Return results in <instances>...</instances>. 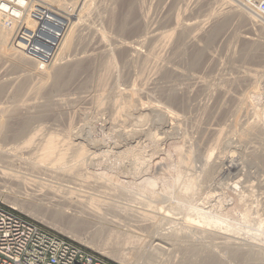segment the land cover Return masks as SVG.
<instances>
[{
    "label": "rangeland",
    "instance_id": "obj_1",
    "mask_svg": "<svg viewBox=\"0 0 264 264\" xmlns=\"http://www.w3.org/2000/svg\"><path fill=\"white\" fill-rule=\"evenodd\" d=\"M17 1L18 2L20 1V2L18 3ZM220 1L219 0H215V1L214 0H164V1L163 0H38V1L37 0L36 1L35 0H12V1L11 0H0V3H1L0 4V17H1L0 21H1L2 18H3V20L6 18L4 23H3L4 24L3 28L0 30V45L3 46V47H8L9 44H12L13 47L16 46L15 48L17 50L16 49L15 50L17 51V53H19V50L22 49V48L25 49V50L28 49L27 51L29 52V55L34 56V58H36V56H37L39 58V60H44V61H45V58H46V60L49 58V60H47V61H48L49 65L51 64L50 66H48V65L45 66L44 65L46 67L45 68L42 65H40L41 63L36 61V62H38L37 64L36 63L33 64V63H25V62H23V63H20V66H19L18 63L16 64V61H17V58H18L19 55H14L13 53H11V51L10 52L8 51L9 53L5 52V51L3 53L1 52L2 55L0 54L1 55L0 56V63H1L0 64V77H1L0 79L2 81L0 80L1 81L0 84H2V82L7 83V81H10L9 80L10 78H11V81H13L12 79H14V81H17L18 79H15V78H19V76L20 77L24 76L28 72L32 71L31 68L33 70H35V71L37 70L35 72L37 74H35V75H33L34 73L32 74L33 81L31 82V84L29 83L28 84L29 86L27 85L26 89L24 91H22L21 93H18V92H17V94H16V92L13 93L12 91H10L11 89L10 90L8 89V91L4 90V92L2 94H0V106L1 105L4 106V104H5V106H7V105L9 106V105L13 104L12 106H14L15 103H17V102L20 103V102H24V101L25 102H29V101H33V102L36 101L37 102V99H38V102H40V101L41 102H44V101L46 102L47 100L51 101L53 98H54L53 99L54 100V104L56 105L55 106L53 104V107H54V108L52 107V111L53 112L51 111L49 114H46V115L38 117V118L33 117V112H34L35 109L32 108V107H29V106H26V107L24 106V107H21V108H14L13 110L9 111V112H12V113L8 114V115H10L8 118L5 115L6 112L0 110V125H2V123L5 125V131L3 133L0 132V139L3 137L1 135L4 134L5 135V138H4L5 141L2 138V140L4 141V144L7 147H10L11 145H15L18 142V140L21 141V140H23L25 138L24 135L16 136V131L21 129V127H23L24 125H27V128H32V129H30L31 131H33V130L38 128L39 130H41L40 132L44 131L43 133L46 132V134L47 133L49 134L48 131H50L51 133L54 132L55 135L59 134V136H62L64 133L66 134V132L69 131L68 133L71 132V135L73 136L75 134V132L76 133L77 132L81 133L80 129L82 128V126L84 124H86V128H85L86 131H82V134H83L82 135V137H83V141L82 142L87 147H89L88 146V142H90L89 144H92V143H96L98 141L97 143H102L103 148L101 149L102 151L99 150L100 152L99 151L97 152V155H95L93 159H89V161H86L87 162L86 164H89V163L90 164H89V166L85 165L86 168L84 169V171L88 170L87 172H90V173H93V174L95 173V174L101 176L104 179L105 183L102 181V184H104V185H102L101 187H99L100 183L91 182L92 185H94L96 189L98 188L97 189L98 191L97 190H95V192L93 191L94 194L97 195V198L100 196L99 200L101 199V201L114 203L113 206H116V205H118V206H116V207L112 206L114 210L111 209L112 207H103V208H101L102 211L99 209V207L96 208L97 210L96 209L95 210H93V209L91 210L90 205L87 208L86 206L88 204L85 203L84 201L83 202L86 205L84 203L82 204V202H80V203H76V202L71 203L73 201L69 200L70 198L68 199L70 202H68V200L66 202V199L64 201L60 202V201H57L56 199H53L52 197H50L52 195L51 194H47V192H45V191H44L45 193L43 194V196L40 195V196L36 197L35 195H33V193H35L36 191L40 192V189L38 187H36L35 185H31L32 183L31 184L30 183L27 184L24 181H19L17 176L14 175V174H7V176L3 175V177H1L2 176L1 173H0V203L5 204V205H9V206H12V207L16 208L17 210H19L20 212H22L26 216L38 221L39 223H41L42 225L46 226L47 228H49V229H51V230H53V231H55V232H57V233H59L61 235H64V236H66V237H68V238H70V239H72V240H74V241H76V242H78L80 244H83V245H85V246H87V247H89V248H91L93 250H96V251L104 254L105 256H107V257L119 262L120 264H188V262L184 261V260H186L189 256L191 257V255L187 254V252L185 251V250H187L189 244L190 245H194V246H197V244L198 245L200 244L199 245L200 247L199 246L198 247L202 248V249H203V247L205 248L206 246L208 248H211L210 250H212V251L214 250L213 252L216 253L217 258H221V256H222V260H223V262H225V264H227V263H230V264H250L249 261H251L252 259H250V260L245 259V256H247V255L249 256V257L247 256L248 258H250V256L252 257L253 255H254L253 258L254 259L256 258L255 260L253 259L251 261L252 262L251 264H254V263L255 264H264V186H263L264 185V172H263L264 171V146H263L264 145V56H263L264 55V47H263L264 46V44H263L264 43V40H263L264 39V30H262L263 31L262 32L261 31L262 28L259 26V24L257 25L256 22H253V23H251L250 21L246 22V19L244 17L245 16L244 15L245 12L241 11L243 13V14H241V12L238 9L236 11H234L236 9L235 6H234L235 9L232 7L233 9H231V10H233V11H231L229 8H231L230 6H232V5L229 2H228L229 3L228 4L225 1H222V0H220ZM48 3H49V5H48ZM194 4L195 5L197 4V5L195 6ZM9 5L11 6L12 9H9L10 8ZM19 5H21V6H19ZM221 6H223L224 8L221 7ZM39 7H41V8H39ZM258 7L261 8V6H255L253 8H254V10L256 9V12L258 11L257 13L264 14V11H262V10L260 11V8H258ZM15 8H16V10H14ZM45 8H47V9H45ZM39 9H41V10H39ZM9 10L11 11L10 13H9ZM43 10L45 12H43ZM184 10H185V12H184ZM228 10H230L231 12L228 11ZM48 11L50 12V14H49ZM82 11H83V13H82ZM238 11L240 12L239 15H238ZM2 12L4 13L3 15H1ZM176 12L178 13V15L181 12L180 13L181 15L179 16V17H182L181 19L179 18L181 20V21L179 20L180 21V23H179L180 26L178 24H176L175 19H173L177 15ZM13 13H15V14H13ZM29 13H31V14H29ZM217 13L218 14L221 13L222 15L221 14L218 15ZM227 13L229 14V16H228ZM234 13H235L236 16L234 15ZM43 14L45 15V18L43 16ZM169 14L171 15V20H170V16H166V15H169ZM215 14H217L218 17H217V15L212 17V15H215ZM224 14H226V16ZM240 14L244 15V16H242V18H241ZM30 16H31V18H30ZM187 16H189V17H187ZM208 16H209V19H207ZM165 17L168 20L165 19ZM32 18H34V19H32ZM145 18H146V20H144ZM183 18H184V20H183ZM192 18L195 19V20H193ZM226 18H228L227 19L228 23L225 21ZM57 19H59V20H57ZM61 19H62V21H61ZM68 19H69V21H68ZM70 19H71L72 22H70ZM201 19H203V20H201ZM242 19H244V20H242ZM35 20H37V21H35ZM56 20L58 22H56ZM73 20H74V22H73ZM207 20L209 21V23H208ZM240 20H242V21H240ZM30 21H31L32 24L30 23ZM59 21H61V22H59ZM202 21H204V22H202ZM218 21H220L221 23L223 22L221 24V26L224 27V28H222L219 25L220 22H218ZM67 22L70 23V24H68ZM181 22H182V24H181ZM200 22H202V24ZM242 22H244V23H242ZM40 23H41V25H40ZM64 23H65V25H64ZM187 23H192L191 26L189 25L190 28L187 27L188 25H186V26L184 25V24H187ZM193 23L196 26L194 25V27H193ZM206 24H207V26H206ZM215 24H217V25H215ZM243 24H245V25H243ZM253 24L256 27H254ZM33 25H35V26L33 27ZM153 26H155V27L157 26L158 30L160 32H162L164 35H167L166 32H164V31H167V33L169 31L174 32L173 33V35H175L174 38H172V40L169 41V42L167 40L166 43L162 42V39L161 40L157 39L158 41L156 40V41H152V42H150L148 39H147L148 41L144 40L146 38V34H149V32L153 28H155ZM217 26L219 27V29H218ZM169 27L171 28V30H170ZM184 27L186 29H188V30L184 29ZM43 28H46V29H43ZM67 28H69V29H67ZM214 28H215V30H214ZM49 29H51V30H49ZM177 29H180V30H177ZM199 29H200L201 32H199ZM244 29H245V31H244ZM42 30H43V32H42ZM212 30H214V31H212ZM9 31H10V33H9ZM224 31L228 32V33H225ZM50 32H52V33H50ZM188 32H190V33H188ZM196 32L198 33L199 36H197ZM212 32H213L214 35L212 34ZM214 32H217L216 34L218 36ZM250 32H251V34H250ZM44 33H46V34H44ZM54 33L57 36V38L54 37L55 36ZM221 33H222V35H221ZM95 34H96V36H95ZM219 34H220V36H219ZM48 35H49V37H48ZM209 35H210V37H209ZM236 35L239 36V37H237ZM248 35L253 38L252 41H254V43H256L257 45L253 44L254 46L252 48H249V49L246 50V47H245L244 43L246 42V40H247L246 37ZM30 36L33 37V38L31 39ZM207 36H208V38H207ZM211 36L212 37L215 36V37H213L215 39L213 40V38ZM52 37L55 38V39H53ZM1 38L3 40H5V41H2ZM28 38H29V40H28ZM41 38H42V40H41ZM175 38H176V40H175ZM210 38L213 41H211ZM207 39H209V42H208ZM138 40L144 41L143 44H149V43L150 44H155V43H157L159 41H160V43L168 44L167 45L168 49L166 48V50L164 52H162V51L165 48L163 50H161V52L164 53V54H162L160 52L161 54H159V61L155 60V62H151L152 64L149 62L153 69L150 67V68H148L149 70H146L147 65L149 63L147 62L144 65L145 67H143L142 65H138V63L140 64V61L136 60L135 63H134L135 66L133 65V68H131V70H130L128 68V66L127 67L124 66L123 62H121L122 60L118 56V53H117L118 52L117 49L120 46L119 44H128V43L129 44H131V43L132 44H136V41H138ZM173 40H175V41L173 42ZM215 40H217V41H215ZM101 41H103V42H101ZM6 42H7L8 45H6ZM98 42L101 43V44L104 43L103 45H105V46L107 44V46L105 47V46L102 45L103 49L98 48L100 46V44ZM153 42H155V43H153ZM199 42L201 43V45L199 44ZM36 44H37L38 47L36 46ZM211 44H212V46H211ZM18 45H19V47H18ZM171 45L172 46L174 45V46L172 47ZM40 46L42 47V50H40L41 49ZM43 46L46 47V49L44 48L45 50H43ZM146 46H144L143 48L146 50V52H148L150 46H148V48H147L148 50L146 49ZM36 47H37V49L38 48H40V49H38V50L36 49L37 50L36 51L35 50ZM55 47H56V49H55ZM242 47H244V48H242ZM110 48L112 50V53L114 52V55H115L114 60L116 58L114 63H117V64H114V68H115L114 72L112 74L108 75V78L110 77L112 80L111 79L107 80V83H105V87L106 86L109 87L110 85H112V87H116L119 84V82H120L119 86L123 87L128 82L132 81L135 77H136V81L140 82V81L137 80V75L140 74L141 70L145 69L144 70L145 75H143L144 76V78H143L144 79V83L148 79H150L152 82L151 81L149 82V80H148V82L146 81L148 83L147 85L150 87L149 88V87H145L146 84L143 83V80L141 81L144 84V87H143V85H141V86L148 93H150V94L145 93L144 95H142V100L147 101V100H151V98H153L152 100H157L158 99L159 101H161L163 103H166L170 107L176 108L175 110L178 109L177 111H179L178 112L179 114L181 113L180 114L181 115V118H180V123L181 124H179L180 127L177 129L178 131L177 130L176 131H171V132H169L167 134H162L161 133L162 132V129L160 130L161 122L159 120L158 121L160 123L157 121V117L151 116L149 118L150 120L148 119L144 123V125H145L144 127L147 129V130L145 129L146 133H147L146 135L148 137L146 135H144L142 137V139H141V142L138 145V148L136 147L137 149H135L133 152L131 151V152H129V154L127 153V154H124V155L123 154L120 155L119 153H116L117 151L114 148V146L117 145V143H119L120 145H124L126 143V139H125L124 136L119 137L121 134H119L118 130L115 129V131H113L114 128H112L110 130V127L107 125V121H106V120H109V111H107V110L104 111L103 110V112L105 114H103L102 111H101L102 113L101 112L98 113L95 110V106H94V104L92 103L91 100L88 101L87 99H82L80 101V99H81L80 97H82L84 95L85 96L89 95L91 93V91L93 89H95V86H93V88H92V86H88L89 89H87L88 87L82 86L81 83L83 82V80L86 77H88L89 75L92 74L93 70H94L93 71V76L97 77V76L100 75V72H97V71H101L100 69H103L102 63H100V61L102 62V60L104 61V59H107V58L104 57V55L106 54V57H108V53L107 52L111 51ZM201 48H202V50H204V52H203L202 58L200 59L201 60L200 64L196 65L197 67L191 66L192 68L195 67V69H191L189 63H187L188 62L187 54H189L188 57L191 58V56H192L191 53H194V51H196L197 49H201ZM180 49H182V50H180ZM191 49L192 50L195 49V50L192 51ZM98 50H100L102 53L100 51H98ZM145 50H143V51H145ZM183 50L187 54H185ZM256 50H257V52H256ZM260 50H262V51H260ZM31 51H33V52L35 51L34 52L35 55L32 54ZM38 51L39 52L41 51L42 53L41 52L39 53ZM91 51H92V54H91ZM95 51H97V52H95ZM181 51H183V53ZM248 51H250V52H248ZM30 52H31V54H30ZM94 52L96 53V56L94 55L95 54ZM180 52H181V55H179ZM177 53H179L178 54L179 56H177ZM9 54H11V55H9ZM182 54H183V56H182ZM246 54L247 55L250 54V55L247 56ZM46 55L48 56V58H47ZM10 56L11 57L13 56V58L10 59ZM54 56H56L58 58L56 59V57H54ZM77 56H80L81 58L83 57L82 59H86V60H89V61H92L96 57L97 59L95 58L93 61H97L98 60L97 61L98 64H97V62H95L96 63L95 65L93 63L94 66L92 68V71L90 69L88 71L82 72V74L80 73V75L77 74L78 76L77 75L74 76V77H77L78 79L73 77L71 79L72 81H70L68 83V86L64 85V87H63V85H59V86H61V88L59 86H57V87L55 86V88H54L55 90L53 89V87H47L48 86V82H49V77H50L49 73H51V71L57 67L56 65H59V64L61 65L62 62H63L62 65H64V64L67 65V62H69V61H75V59H78V58L81 59L80 57L77 58ZM99 56L101 58H99ZM216 56H217V58H216ZM245 56H247V58ZM84 57H86V58H84ZM161 57L163 59H161ZM66 59H67V61H66ZM183 59H186V61L183 60ZM208 59H211V60H208ZM61 60H62V62H61ZM162 60L163 61L165 60L164 63H166L167 61H168L167 63H169V61H170V65L174 64V66H178L177 68H181L180 70L186 71V73L191 75V76L194 73L193 78L195 79L194 80L195 82L193 81V79L190 80L194 84L192 83L191 87L188 89V97L185 96L184 100L181 98L183 100V105H181L179 103H178L179 104L178 105L177 102H174V101H172V102L168 101L166 99V97L164 96V94H161V92L163 93V91L160 90L161 89V85L163 86L162 90L163 89H167L170 86V82L167 79H164V78L161 79L160 78V76H161L160 75L161 74L160 73V70H161L160 67L162 66V63H163ZM50 61H53V63H50ZM54 61H56V62H54ZM89 61H87V62H89ZM172 61H174V62H172ZM156 62H158V63H156ZM177 62H178V64H177ZM32 64L36 65L37 68L39 67V69H37V68L35 69V66H32ZM52 64H54V65L52 66ZM153 64H156V65H159V66L161 65V66L160 67L157 66V68H155L156 66L153 65ZM179 64H180V66H179ZM17 65H18V67H17ZM29 65H31V66H29ZM140 66H142V67H140ZM153 66H155V67H153ZM182 66H183V69H182ZM42 67L45 68L44 71H43ZM49 67H52V68H49ZM158 67L160 69H158ZM156 69H157V71H156ZM189 69L191 70L190 72L188 71ZM137 70H138V72H137ZM153 70H155V71H153ZM249 70H250V72H249ZM5 71H7L8 73L5 72ZM42 71L44 73L46 72L47 75H46V73L43 75ZM102 71L104 72V69ZM102 71H101V73H103ZM129 71H131V72L128 73ZM148 71H149V73H150V71H152L151 72L152 75H148L149 74ZM20 72L24 73V74H21ZM38 72H41V74L40 73L39 74L42 75L43 77L42 76L39 77ZM115 72L118 74V79L119 80L116 78L117 74ZM135 72H137V73L135 74ZM153 72H156V75H158V72H159L160 76L159 75L156 76L155 74H153ZM10 73L11 74L14 73L15 76L13 74L11 75ZM98 73H99V75H98ZM5 74H6L7 78L5 77ZM9 74H10V76H9ZM95 74H97V75H95ZM248 74L250 76L251 75L252 76L250 77ZM111 75H113V76H111ZM196 75L199 78L195 77ZM246 75H247V79H246ZM253 75H254V77H253ZM8 76H9V78H8ZM33 76H35V77H33ZM151 76H153V77H151ZM2 77H3V79H2ZM113 77L117 79V82H116V79H114ZM146 77H149V78H146ZM130 78H132V79L130 80ZM153 78H155V79H153ZM196 78H198V80ZM200 78H201V80H200ZM156 79H157V81L153 82ZM159 79H161V80H159ZM128 80H130V81H128ZM199 80L201 82H204V83H201ZM108 81L109 82H113L114 81L113 84H116V86L113 85L112 83L108 84ZM176 81L180 83L183 80L182 81L181 80L180 81L176 80ZM207 81H209L210 83L207 82ZM33 82L35 84L37 83L36 84L37 86ZM157 82H158L159 86L155 85V83H157ZM139 84H141V83H139ZM164 84L165 85L168 84L169 86L168 85L164 86ZM181 86H183L184 88L186 87V85L184 86V84H181ZM108 87H106L107 89L105 88L107 92H109L108 91L109 88H110V91L112 89H114L112 87H109V88ZM155 87H158L157 88L158 91L156 89H153ZM48 88H50V89H48ZM81 89H82V91H80ZM90 89H91V91H89ZM151 89H152V91H151ZM85 91H87V94H85ZM152 92H155V93H152ZM220 92H222V93H220ZM47 93H49V95H52V96H49ZM227 93H228V95H227ZM79 94H81V95H79ZM220 94H222V95H220ZM223 94H225V95H223ZM65 95H66V97H65ZM74 95H76V96H74ZM77 95H79V96H77ZM49 97H51L52 99L49 98ZM67 97H68V99H66ZM69 97H71V98L75 97L77 99L75 101L71 102L69 100ZM33 98H35V99H33ZM59 98H60V102H57V100L59 101ZM20 99L22 101H20ZM55 99H57V100H55ZM216 101H217V103H216ZM11 102H12V104H11ZM61 102H62V104H61ZM86 102H87V104H86ZM221 102H222V104H221ZM63 103H64V105H63ZM73 104H75V106ZM60 105H62V106H60ZM86 105H88L87 106L88 108L86 107ZM220 105L222 106V108H221ZM182 106H184V107L182 108ZM55 107H57V108H55ZM63 107L65 108V110H64ZM78 107L81 110H79ZM218 107L220 108L219 109L220 111L218 110ZM61 108H63V109H61ZM87 109H88V111H87ZM61 110H62L63 113L61 112V114H60ZM85 110H86V112H85ZM212 111L213 112L216 111V113L213 114ZM96 112H97V114H96ZM256 112H257V114H256ZM51 113H53V114H51ZM57 114H58V116H57ZM82 114H83V116H82ZM215 114H216V116H215ZM182 116H184V117H182ZM55 118H56V121H55ZM154 118H156V119H154ZM205 124H206V126H205ZM249 124L252 125V126L254 125L255 130ZM41 126H42V128H40ZM213 126H215V127L217 126L218 129L220 127V130L223 131V132H221V136L223 137V138L221 137L223 139L222 140L223 143L220 144V146L219 145H216V146L214 145L213 140L216 137V136H214V135H216V133L214 132L212 134V129L214 128ZM249 126L252 128V130H251V128ZM100 127H101V129H100ZM208 127L212 128V129H210ZM47 128H48V130H47ZM67 129H68V131H67ZM209 129H210V131L208 132ZM79 130H80V132H79ZM72 132H74V133H72ZM155 132L156 133H160L161 136H163V140L164 141L161 140L162 142L160 141L158 143L153 141L151 136L153 134H156ZM178 132H179V134H178ZM205 132H207L208 134L205 133ZM12 135L16 136L15 139L12 137ZM165 135H166V137H165ZM242 135H244V136H242ZM184 137H185V139H184ZM186 138H187V140H186ZM212 138H213V140H212ZM241 138H243V139H241ZM84 139H86V140H84ZM210 140H211V142H209ZM152 141H153V143H152ZM191 141L194 144H192ZM197 141H199L200 143L197 142ZM0 143H1L0 146H2V145L4 146L2 141ZM113 144H114V146H113ZM104 145H105V147H104ZM156 145H158V146H156ZM211 145H213V146H211ZM223 145H225V146H223ZM155 146L157 147L156 149H155ZM214 146H215V148H214ZM218 146H219V148H217ZM211 148H213V150H214L213 151L214 155H213L212 161H214V160L218 161V159L220 158V155L223 156L225 154L232 153V151L235 148H237L236 149L237 151L236 150H234V151L236 152L237 161L239 160L238 162L241 163L239 169H236V170L231 171V172H226L225 174H219L218 173V169L217 170L214 169L212 171V174L214 173L213 176L211 174L210 175L211 177L208 176V175H207L208 176L207 177L206 174H205V171L203 170L204 169V166H203L204 164H203V160H201L202 158H200V154L205 152L206 150H210ZM188 149H189V151L192 149V153L193 152L196 153V154H194L196 156H194L193 166L191 167L192 170L190 168L187 170V168H186V171H185V167H181V165H178L181 162V160H180V162L178 160L181 157L186 156V154L188 152L187 151ZM103 150H105V152ZM177 150H178V152H177ZM185 150H186V152H185ZM106 151L108 153H106ZM226 151H227V153H225ZM234 151H233V153H234ZM153 152H155V153H153ZM179 152H181L180 155H179L181 157H179V159H178L177 155L179 154ZM182 152H183V154H182ZM138 153H140V156H142L143 158L138 156L139 155ZM257 153H259V154H257ZM71 155L73 156V154H71ZM135 155H137L136 156L137 158L135 157ZM198 155H199V157H198ZM216 156L217 157L219 156V158L217 160H216V158H217ZM70 157H69L68 160H71ZM122 158H123V160H122ZM139 159H140V161H139ZM91 161H93V162H91ZM71 162H72V160L69 161V163H71ZM259 162H261V163H259ZM146 163H148V164H146ZM172 163H173V165H172ZM91 164H92V166H91ZM176 164L178 165V168H177ZM182 168L184 169L183 171H181ZM179 171L183 172L182 176H183L184 180L189 176L190 173H188V172H191V175L189 177L192 176V177H194V179L196 177L199 180V182H200L199 183L197 180H195L197 182L196 184H199V185L196 186L197 190L195 189V192H193L194 194L192 195V192L190 194L191 197L193 196L192 200H190L191 198H189L190 197L189 194H187V196H186V198L189 199L188 201H183V199L182 200L179 199V197L181 195H184L181 192L182 191V187H183L182 186L183 185L182 184L183 181L181 183H179L180 181L179 180L177 181V179H176V176L179 174L178 173ZM184 173L187 174V176L183 175ZM201 174H202V176H201ZM236 174H238V175L236 176ZM10 175H12V176H10ZM173 177H174V179H173ZM159 178H160V180H159ZM103 179H101V180H103ZM106 179L109 180V181H107ZM175 179H176L177 185L179 183L180 186L178 185V187H180L181 190H178L177 189L178 187H175V186H177L176 183H174L173 184L174 186H172V183L174 182L173 180H175ZM238 179H240V182L236 183V181ZM68 180L69 179H67L66 181L68 182ZM152 180L155 181L156 186H153L155 184H153ZM60 181L61 182L63 181L64 183L63 182L62 183L64 185L65 184L71 185V186H74V184L76 185V183H74L72 180H69V182L72 181V183H74V184L69 183V182L67 183L65 181V179L64 180L60 179ZM60 181H58V182L60 183ZM58 182H57V185H59ZM108 182H110V184H108ZM78 183L79 182H77L76 186L80 188L81 186H79ZM91 183H90V185H91ZM112 183L113 184L115 183V184L113 185ZM150 183H151L152 186L150 185ZM55 184H56V182H55ZM201 184H203L204 186L201 185ZM92 185L90 187H92ZM96 186H98V187H96ZM149 186H150V188L152 190L149 188ZM233 186H237V187L235 188ZM82 189L83 190H88L86 187H82ZM103 189L104 190L106 189V190L104 191ZM228 189H230V190H228ZM233 189H235V190H233ZM102 191L104 192V195L102 194L103 193ZM149 191H150V193H149ZM178 191L180 192V194H178L179 193ZM122 192H124V193H122ZM126 192H127V194H126ZM81 193H83V192H81ZM171 193H173L174 195L171 194ZM122 194L123 195L125 194V195L123 196ZM150 194L151 195L155 194L156 196L155 195L151 196ZM169 194H170L171 197L167 196ZM188 195H189V197H188ZM198 195H199V197H198ZM237 195H238V198H237ZM144 196H146V197H144ZM176 196H177V198H176ZM210 196H212V197H210ZM171 198L176 200L177 203L174 200L172 201ZM181 198H183V197L181 196ZM105 199H107V201ZM144 199H145V201H143ZM177 199H178V201L183 202V203L181 204L180 202L177 201ZM239 199H240V201H239ZM170 200L172 202V205H174L176 203L174 206H176L179 203L178 204V208L171 206V203H170L169 208L172 209V210H170L167 207L169 205V203H165L164 204V202H170ZM158 201L161 202V203H159ZM22 202L25 203V204H23V207H22ZM156 202L159 205H157ZM184 202H186L187 204L191 203L192 206L194 205V206H198V207H202V208L204 207V209H207L209 211L212 210L213 214H219L220 212L224 213L225 210L228 207L230 208V206H231V208L233 210V208H234L233 205L234 204H235L234 205L235 207H237V205L239 207V205H240L243 209L241 207H240V209L237 207V209L236 208L234 209L235 212L233 210L232 211L233 213H232L231 210H230L229 212H227V214L229 216L226 215L227 218L230 217V218H228L229 220L231 219V221H232V219H233V221H235V223L239 225V229H236V230H238V232L236 230L234 231L237 235L233 231L230 230L231 233L233 232L231 234L230 232H228L229 230H226L224 228V230L226 231L225 232L223 230V227L222 228L220 227L221 229L219 228L218 230H221V231H223L225 233L228 232L227 235H226L227 236L226 238L225 237L217 238V237H212L211 236V237H209L210 238L209 239L208 236L206 235V237H205L204 234L200 235V234L195 233L197 235H195V234L193 235L192 234L193 235L192 236L190 233H188V234L187 233H182L184 237H181V240L183 242L179 241L181 243L176 248V250H178V251H176V250L175 251L172 250L171 252L170 251L169 252L168 251L167 252L159 251L160 253L159 252L157 253V245H158V243L159 244H165V242L167 241L170 244H173V243H171V241L174 242V238L171 237V232L176 227H179L182 221H184L186 218H193V217L195 218V217H197L196 216L197 215L196 212H192V211L186 209L187 208V204L184 205L185 204ZM188 202H190V203H188ZM148 203H149V205L152 206V208H151V206L148 205ZM152 203H153V205L156 204L158 206V208H157V206L155 205L157 210L161 209L162 207H163L162 210L163 209L164 210L168 209L167 211H168V213H170V215H169L170 217H168V219H170V220L166 219L167 221L165 220L164 222H162L158 226L159 229L155 228L157 230L147 231L145 228L140 227L141 224H146L147 221H148V219L142 218L143 217L142 213L145 212V211L146 212H150L151 209L153 210V208H155V207L152 205ZM226 203H228V205ZM77 204L78 205L81 204V205L78 206ZM133 205L134 206L136 205V206L134 207ZM182 205H183V208H182ZM246 205H247V207L251 206L252 209L245 207ZM184 206H186V208ZM221 206H223V208ZM32 208H35V209H32ZM116 208H121V209H117V210H119L118 212L120 214L123 213V215L121 214V216H120V214L117 211H115ZM173 208H175L174 209L175 211L173 210ZM176 208H177V210H176ZM246 208H247V211L250 210V209H251L250 212L252 210L253 211L251 213L248 211L249 215H250L249 216L250 223L246 222V224H245L244 218L242 216L245 214ZM106 209H108V210H106ZM122 209H124L123 212H122ZM129 210L131 212H129ZM242 210L244 211V214H243ZM107 211H109V212H107ZM216 211H218V212H216ZM126 212H127V214H126ZM137 213H139L138 217H137ZM173 213H175V214H173ZM177 213H179V214H177ZM185 213H186L187 217H184ZM251 214H252V216H251ZM139 215L141 217H139ZM231 215H232V217H231ZM181 216H183V217H181ZM175 217L176 218L178 217V219H176ZM234 217H236V218H234ZM239 217L240 218L242 217L243 221H241L242 218H241V220H238V219H240ZM142 219L144 220V222H143ZM76 220H77V223H75V224H77V226H75V227L71 226L70 222L71 221L74 222ZM131 220H132V223H131ZM139 220L142 223L139 222ZM175 220L178 221V223H176ZM145 221H146V223H145ZM179 221H180V223H179ZM239 221H241V223ZM128 224H129V226H128ZM134 224H138L139 226L136 225V227H134ZM148 224H149V221H148ZM225 224L226 223H224V225ZM257 224H258V226H257ZM173 225H174V227H173ZM242 225H244V226H242ZM130 227L132 229H130ZM169 227H171V228H169ZM244 227H247V229L244 228ZM248 228H250V229H248ZM239 230H241V231H239ZM162 232H164V233H162ZM167 234H168V236L166 238ZM253 235L256 236V237H254ZM199 237H201V238H199ZM234 238H235V240H233ZM196 239H198V240H196ZM240 240H241V242H240ZM186 241L187 242L189 241V242L186 243ZM161 242H163V243H161ZM190 242H192V243H190ZM183 244H184V246H182ZM186 244H188V245H186ZM179 247L180 248L183 247V248L180 249ZM236 247H240V248L243 249L244 252L242 253L241 256L238 255V256L234 257V254L232 253L231 250L233 248H236ZM182 249H185V250H182ZM247 250H250V253L253 252V253H251L252 255ZM179 251H181V252H179ZM183 251H184V254H183ZM163 252H165V253H163ZM178 252H179V254H181L180 256H179ZM167 253H169L168 256H167ZM173 253H174V255H172ZM202 253L201 254L199 253L198 255L192 254V256H193V258H195V257L201 258L204 253H205L204 256H206V254H208V252H204L203 254ZM246 253H247V255H246ZM175 254H176V256H175ZM184 255H185V257H184ZM161 256L162 257L164 256L163 258H165V257L166 258L170 257V258L167 260L166 258L163 259ZM257 256H259V257H257ZM171 257L174 258V259H172ZM178 257H179V259H177ZM161 259H162V261H161ZM163 260H164V262H163ZM168 261H170V262H168ZM242 261H244V262H242Z\"/></svg>",
    "mask_w": 264,
    "mask_h": 264
},
{
    "label": "bare ground",
    "instance_id": "obj_2",
    "mask_svg": "<svg viewBox=\"0 0 264 264\" xmlns=\"http://www.w3.org/2000/svg\"><path fill=\"white\" fill-rule=\"evenodd\" d=\"M12 1V0H11ZM36 1V0H35ZM38 1V0H37ZM164 1V0H163ZM215 1V0H214ZM220 1V0H219ZM222 1H225V2H229L232 6H230L231 8H229L230 10L231 9H233L234 8V6H235V10L234 11H236L237 9L241 12H245L244 13V15H241V14H243L242 12H241V14H240V17L242 18V16H244L245 17V19H246V22H248V21H250L251 23H253V22H256L257 23V25L259 24V26L262 28H260L261 29V31L262 30H264V14H260V13H257L256 12V9L254 10V8L253 7H255V6H260V4H261V1L262 0H222ZM7 2V1H6ZM18 2V1H17ZM20 2V1H19ZM18 2V3H19ZM28 2V1H27ZM32 2V1H31ZM43 2V1H42ZM59 2V1H58ZM196 2V1H195ZM199 2V1H198ZM197 2V3H198ZM205 2V1H204ZM212 2V1H211ZM217 2V1H216ZM221 2V1H220ZM224 2V3H225ZM4 3V2H3ZM13 3V2H12ZM17 3V4H18ZM22 3V2H21ZM20 3V4H21ZM40 3V2H39ZM46 3V2H45ZM143 3V2H142ZM171 3V2H170ZM222 3V2H221ZM228 3V4H229ZM1 4V3H0ZM8 4V3H7ZM43 4V3H42ZM52 4V3H51ZM91 4V3H90ZM176 4V3H175ZM227 4V5H228ZM22 5V4H21ZM21 5H19V6H21ZM28 5V4H27ZM30 5V4H29ZM36 5V4H35ZM48 5H49V3H48ZM58 5V4H57ZM105 5V4H104ZM195 5V4H194ZM197 5V4H196ZM195 5V6H196ZM212 5V4H211ZM223 5V4H222ZM10 6V5H9ZM13 6V5H12ZM26 6V5H25ZM52 6V5H51ZM88 6V5H87ZM165 6V5H164ZM217 6V5H216ZM215 6V7H216ZM3 7V6H2ZM18 7V6H17ZM35 7V6H34ZM47 7V6H46ZM178 7V6H177ZM214 7V8H215ZM221 7H223V6H221ZM233 7V8H232ZM37 8V7H36ZM35 8V9H36ZM39 8H41V7H39ZM219 8V7H218ZM224 8V7H223ZM258 8H260V7H258ZM257 8V9H258ZM4 9V8H3ZM9 9H12L11 8V6H10V8ZM19 9V8H18ZM28 9V8H27ZM45 9H47V8H45ZM44 9V10H45ZM49 9V8H48ZM51 9V8H50ZM127 9V8H126ZM132 9V8H131ZM170 9V8H169ZM175 9V8H174ZM187 9V8H186ZM209 9V8H208ZM14 10H16V8L14 9ZM26 10V9H25ZM39 10H41V9H39ZM43 10V12H45ZM118 10V9H117ZM201 10V9H200ZM222 10V9H221ZM220 10V11H221ZM226 10V9H225ZM230 10H228V11H230ZM262 10V7L260 8V11ZM29 11V10H28ZM33 11V10H32ZM102 11V10H101ZM192 11V10H191ZM212 11V10H211ZM231 11H233V10H231ZM230 11V12H231ZM238 11V15H239V12ZM263 11V10H262ZM11 11L9 10V13H10ZM34 12V11H33ZM49 12V11H48ZM61 12V11H60ZM59 12V13H60ZM130 12V11H129ZM140 12V11H139ZM184 12H185V10H184ZM225 12V11H224ZM6 13V12H5ZM36 13V12H35ZM52 13V12H51ZM58 13V12H57ZM62 13V12H61ZM60 13V14H61ZM82 13H83V11H82ZM177 13V12H176ZM181 13V12H180ZM179 13V15H178V13H177V15L173 18V19H175V22H176V24H178L179 25V23H180V19L182 18V17H179L181 14ZM4 13L2 12V14L1 15H3ZM12 14V13H11ZM13 14H15V13H13ZM29 14H31V13H29ZM28 14V15H29ZM49 14H50V12H49ZM56 14V13H55ZM204 14V13H203ZM209 14V13H208ZM207 14V15H208ZM211 14V13H210ZM214 14V13H213ZM218 14V13H217ZM217 14H215V15H212V17H214V16H216ZM219 14H221V13H219ZM218 14V15H219ZM228 14V13H227ZM7 15V14H6ZM9 15V14H8ZM53 15V14H52ZM63 15V14H62ZM173 15V14H172ZM175 15V14H174ZM191 15V14H190ZM218 15H217V17H218ZM222 15V14H221ZM225 16H226V14H224ZM231 15V14H230ZM234 15H235V13H234ZM233 15V16H234ZM35 16V15H34ZM39 16V15H38ZM41 16V15H40ZM43 16H44V18H45V15L43 14ZM95 16V15H94ZM140 16V15H139ZM166 16H170V20H171V15L169 14V15H166ZM185 16V15H184ZM194 16V15H193ZM228 16H229V14H228ZM236 16V15H235ZM23 17V16H22ZM49 17V16H48ZM47 17V18H48ZM61 17V16H60ZM68 17V16H67ZM141 17V16H140ZM173 17V16H172ZM187 17H189V16H187ZM198 17V16H197ZM206 17V16H205ZM220 17V16H219ZM232 17V16H231ZM1 18V17H0ZM11 18V17H10ZM9 18V19H10ZM13 18V17H12ZM30 18H31V16H30ZM38 18V17H37ZM52 18V17H51ZM54 18V17H53ZM56 18V17H55ZM180 18V19H179ZM185 18V17H184ZM184 18H183V20H184ZM199 18V17H198ZM234 18V17H233ZM240 18V19H241ZM6 19V18H5ZM5 19L3 20V18L1 19V21H0V30L3 28V23H4V21H5ZM8 19V18H7ZM20 19V18H19ZM32 19H34V18H32ZM72 19V18H71ZM71 19H70V22H72L71 21ZM160 19V18H159ZM165 19H167L166 17H165ZM193 19V18H192ZM207 19H209V16H208V18ZM227 19L228 18H226L225 19V21L227 22ZM236 19V18H235ZM239 19V18H238ZM18 20V19H17ZM45 20V19H44ZM47 20V19H46ZM57 20H59V19H57ZM56 20V22H58ZM144 20H146V18L144 19ZM168 20V19H167ZM180 20V21H179ZM193 20H195V19H193ZM197 20V19H196ZM200 20V19H199ZM201 20H203V19H201ZM206 20V19H205ZM215 20V19H214ZM230 20V19H229ZM242 20H244V19H242ZM242 20H240V21H242ZM19 21V20H18ZM35 21H37V20H35ZM61 21H62V19H61ZM61 21H59V22H61ZM68 21H69V19H68ZM92 21V20H91ZM127 21V20H126ZM162 21V20H161ZM189 21V20H188ZM198 21V20H197ZM196 21V22H197ZM208 21V20H207ZM206 21V22H207ZM216 21V20H215ZM22 22V21H21ZM33 22V21H32ZM39 22V21H38ZM53 22V21H52ZM66 22V21H65ZM73 22H74V20H73ZM122 22V21H121ZM171 22V21H170ZM202 22H204V21H202ZM202 22H200L201 24H202ZM218 22H220V21H218ZM217 22V23H218ZM231 22V21H230ZM229 22V23H230ZM245 22V21H244ZM244 22H242V23H244ZM249 22V23H250ZM30 23H31V21H30ZM42 23V22H41ZM41 23H40V25H41ZM68 23V22H67ZM76 23V22H75ZM109 23V22H108ZM199 23V22H198ZM208 23H209V21H208ZM223 23V22H222ZM221 22H220V26H221V24H222ZM228 23V22H227ZM233 23V22H232ZM255 23V24H256ZM13 24V23H12ZM32 24V23H31ZM35 24V23H34ZM68 24H70V23H68ZM159 24V23H158ZM157 24V25H158ZM181 24H182V22H181ZM191 24L192 23H187V24H184L185 26L186 25H188L187 27H189V25L191 26ZM200 24V25H201ZM30 25V24H29ZM44 25V24H43ZM57 25V24H56ZM60 25V24H59ZM64 25H65V23H64ZM67 25V24H66ZM173 25V24H172ZM183 25V26H184ZM194 23H193V27H194ZM215 25H217V24H215ZM243 25H245V24H243ZM24 26V25H23ZM35 25H33V27H34ZM123 26V25H122ZM160 26V25H159ZM163 26V25H162ZM171 26V25H170ZM180 26V25H179ZM196 26V25H195ZM199 26V25H198ZM206 26H207V24H206ZM205 26V27H206ZM227 26V25H226ZM225 26V27H226ZM231 26V25H230ZM250 26V25H249ZM252 26V25H251ZM253 26H254V24H253ZM252 26V27H253ZM22 27V26H21ZM20 27V28H21ZM46 27V26H45ZM56 27V26H55ZM70 27V26H69ZM77 27V26H76ZM100 27V26H99ZM153 27H155V26H153ZM218 27V26H217ZM222 27V26H221ZM254 27H256V26H254ZM88 28V27H87ZM138 28V27H137ZM161 28V27H160ZM167 28V27H166ZM170 28V27H169ZM190 28V27H189ZM192 28V27H191ZM202 28V27H201ZM208 28V27H207ZM222 28H224V27H222ZM221 28V29H222ZM229 28V27H228ZM238 28V27H237ZM7 29V28H6ZM10 29V28H9ZM13 29V28H12ZM43 29H46V28H43ZM55 29V28H54ZM67 29H69V28H67ZM82 29V28H81ZM104 29V28H103ZM122 29V28H121ZM152 29V28H151ZM162 29V28H161ZM184 29H186L185 27H184ZM218 29H219V27H218ZM250 29V28H249ZM248 29V30H249ZM257 29V28H256ZM16 30V29H15ZM19 30V29H18ZM21 30V29H20ZM49 30H51V29H49ZM60 30V29H59ZM144 30V29H143ZM170 30H171V28H170ZM175 30V29H174ZM177 30H180V29H177ZM186 30H188V29H186ZM185 30V31H186ZM195 30V29H194ZM214 30H215V28H214ZM214 30H212V31H214ZM225 30V29H224ZM227 30V29H226ZM229 30V29H228ZM235 30V29H234ZM258 30V29H257ZM4 31V30H3ZM48 31V30H47ZM176 31V30H175ZM184 31V30H183ZM182 31V32H183ZM191 31V30H190ZM244 31H245V29H244ZM18 32V31H17ZM34 32V31H33ZM32 32V33H33ZM38 32V31H37ZM42 32H43V30H42ZM57 32V31H56ZM164 32H166V34L167 35H164L162 32H160L159 30H158V28H157V26L155 27V28H153L150 32H149V34H146V38L144 39V40H149L150 42H152V41H156L157 39L158 40H161L162 39V42H165L166 43V41L168 40V42L169 41H171L172 40V38H174V36L175 35H173V33L174 32H171V31H169L168 33H167V31H164ZM199 32H201L200 31V29H199ZM218 32V31H217ZM217 32H214L215 34L217 33ZM220 32V31H219ZM225 32V31H224ZM259 32V31H258ZM263 32V31H262ZM9 33H10V31H9ZM31 33V34H32ZM49 33V32H48ZM47 33V34H48ZM50 33H52V32H50ZM60 33V32H59ZM123 33V32H122ZM147 33V32H146ZM185 33V32H184ZM183 33V34H184ZM187 33V32H186ZM188 33H190V32H188ZM197 33V32H196ZM225 33H228V32H225ZM30 34V35H31ZM44 34H46V33H44ZM57 34V33H56ZM69 34V33H68ZM163 34V35H162ZM202 34V33H201ZM204 34V33H203ZM212 34H213V32H212ZM224 34V33H223ZM240 34V33H239ZM243 34V33H242ZM241 34V35H242ZM247 34V33H246ZM250 34H251V32H250ZM257 34V33H256ZM261 34V33H260ZM54 35H55V33H54ZM53 35V36H54ZM105 35V34H104ZM208 35V34H207ZM214 35V34H213ZM217 35V34H216ZM215 35V36H216ZM221 35H222V33H221ZM225 35V34H224ZM254 35V34H253ZM263 35V34H262ZM6 36V35H5ZM15 36V35H14ZM95 36H96V34H95ZM190 36V35H189ZM197 36H199L198 35V33H197ZM215 36H213V37H215ZM218 36V35H217ZM219 36H220V34H219ZM237 36V35H236ZM243 36V35H242ZM3 37V36H2ZM13 37V36H12ZM29 37V36H28ZM31 37V36H30ZM48 37H49V35H48ZM54 37H56L57 38V36L55 35ZM61 37V36H60ZM103 37V36H102ZM101 37V38H102ZM205 37V36H204ZM209 37H210V35H209ZM212 37V36H211ZM212 37V38H213ZM237 37H239V36H237ZM236 37V38H237ZM241 37V36H240ZM246 37V36H245ZM254 37V36H253ZM33 37H31V39H32ZM53 38V37H52ZM59 38V37H58ZM191 38V37H190ZM189 38V39H190ZM207 38H208V36H207ZM244 38V37H243ZM263 38V37H262ZM7 39V38H6ZM11 39V38H10ZM18 39V38H17ZM36 39V38H35ZM40 39V38H39ZM49 39V38H48ZM53 39H55V38H53ZM62 39V38H61ZM188 39V38H187ZM215 38H213V40H214ZM246 42L244 43L245 44V47H246V50L247 49H249V48H252L254 45L253 44H256V43H254V41H252V37L251 36H247L246 37ZM260 39V38H259ZM1 40L2 41H5V40H3L2 38H1ZM8 40V39H7ZM28 40H29V38H28ZM41 40H42V38H41ZM44 40V39H43ZM60 40V39H59ZM87 40V39H86ZM106 40V39H105ZM147 40V41H148ZM157 40V41H158ZM175 40H176V38H175ZM175 40H173V42L175 41ZM179 40V39H178ZM208 40V42H209V39H207ZM210 40L211 41H213L211 38H210ZM218 40V39H217ZM217 40H215V41H217ZM233 40V39H232ZM235 40V39H234ZM264 40V39H263ZM11 41V40H10ZM23 41V40H22ZM40 41V40H39ZM65 41V40H64ZM75 41V40H74ZM100 41V40H99ZM146 41V42H147ZM188 41V40H187ZM204 41V40H203ZM46 42V41H45ZM60 42V41H59ZM90 42V41H89ZM101 42H103V41H101ZM145 42V43H146ZM167 42V43H168ZM195 42V41H194ZM207 42V43H208ZM259 42V41H258ZM5 43V42H4ZM3 43V44H4ZM17 43V42H16ZM24 43V42H23ZM40 43V42H39ZM99 43V42H98ZM144 43V41H142V40H138V41H136V44H119L120 46H119V48L117 49L118 50V56L121 58V62H123V64H124V66H128V68L131 70V68H133V65H134V63H135V61L137 60V61H140V64L138 63V65H142L143 67H145L144 65L148 62H155V60L157 61H159V54H161L162 52H164L165 50H166V48L168 49V44H165V43H160V41L159 42H157V43H155V42H153V43H155V44H143ZM148 43V42H147ZM178 43V42H177ZM212 43V42H211ZM243 43V42H242ZM241 43V44H242ZM60 44V43H59ZM70 44V43H69ZM100 44V46L98 47V48H101V49H103V47H102V45L104 44H101V43H99ZM98 44V45H99ZM199 44L201 45V43L199 42ZM216 44V43H215ZM264 44V43H263ZM6 45H8L7 44V42H6ZM27 45V44H26ZM40 45V44H39ZM42 45V44H41ZM45 45V44H44ZM55 45V44H54ZM68 45V44H67ZM89 45V44H88ZM87 45V46H88ZM147 45V46H146ZM176 45V44H175ZM182 45V44H181ZM220 45V44H219ZM257 45V44H256ZM259 45V44H258ZM262 45V44H261ZM36 46H37V44H36ZM92 46V45H91ZM95 46V45H94ZM103 46H105V45H103ZM106 46H107V44H106ZM105 46V47H106ZM144 46H146V49L148 48V46H150V48H149V50H148V52H146V50L143 48ZM166 46V47H165ZM172 46V45H171ZM170 46V47H171ZM174 46V45H173ZM172 46V47H173ZM191 46V45H190ZM211 46H212V44H211ZM230 46V45H229ZM16 47V46H15ZM15 47H13V45L12 44H9L8 45V47H3V46H1L0 45V54L2 55V53L5 51V52H10L11 51V53H13L14 55H19L18 56V58H17V61H16V64L18 63L19 64V66H20V63H23V62H25V63H41L40 65H42L43 67H45L46 65H48V66H50L49 64H48V61L47 60H49V58H48V56H47V60H46V58H45V61L44 60H39V58L36 56V58H34V56H32V55H29V52L27 51V50H25V49H20L19 50V53H17V49L15 48ZM18 47H19V45H18ZM31 47V46H30ZM34 47V46H33ZM38 47V46H37ZM37 47L35 48V50L37 49ZM86 47V46H85ZM93 47V46H92ZM192 47V46H191ZM201 47V46H200ZM238 47V46H237ZM260 47V46H259ZM264 47V46H263ZM262 47V48H263ZM41 48V49H40ZM40 48H38V49H40V50H42V47L40 46ZM46 49V47H44L43 46V50H45ZM54 48V47H53ZM96 48V47H95ZM109 48V47H108ZM113 48V47H112ZM143 48V49H142ZM165 48V49H164ZM182 48V47H181ZM233 48V47H232ZM242 48H244V47H242ZM241 48V49H242ZM257 48V47H256ZM16 49V50H15ZM31 49V48H30ZM29 49V50H30ZM37 49V50H38ZM55 49H56V47H55ZM92 49V48H91ZM115 49V50H116ZM164 49V50H163ZM187 49V48H186ZM255 49V48H254ZM36 50V51H37ZM94 50V49H93ZM92 50V51H93ZM110 50H111V48H110ZM143 50H145V51H143ZM161 50H163L162 52H161ZM180 50H182V49H180ZM192 50V49H191ZM195 50V49H194ZM194 50H192V51H194ZM245 50V49H244ZM243 50V51H244ZM59 51V50H58ZM92 51H91V54H92ZM98 51H100V50H98ZM103 51V50H102ZM107 51V50H106ZM105 51V52H106ZM176 51V50H175ZM184 51V50H183ZM183 51H181L182 53H183ZM217 51V50H216ZM254 51V50H253ZM260 51H262V50H260ZM2 52V53H1ZM8 52V53H9ZM32 52V54H34V52L33 51H31ZM31 52H30V54H31ZM39 52V51H38ZM41 52V51H40ZM39 52V53H40ZM45 52V51H44ZM53 52V51H52ZM85 52V51H84ZM89 52V51H88ZM95 52H97V51H95ZM94 52V53H95ZM101 52V51H100ZM146 52V53H145ZM161 52V53H160ZM181 52H180V54L179 53H177V56H179V55H181ZM203 52H204V50H202V48L201 49H197L196 51H194V53H191V58L190 57H188V55L189 54H187L185 51H184V53L185 54H187V58H188V62L187 63H189V65H190V68L191 69H195V67H197L196 65H198V64H200V59L202 58V55H203ZM248 52H250V51H248ZM256 52H257V50H256ZM38 53V54H39ZM42 53V52H41ZM51 53V52H50ZM102 53V52H101ZM100 53V54H101ZM108 53V57H106V54L104 55V57L105 58H107V59H104V61L102 60V62L100 61V63H102V66H103V69H104V72L102 71L103 69H100L103 73H101V71H97V72H100V75H99V73H98V75L99 76H93V71H92V68H93V66L96 64L95 62H97V61H89V60H86V59H82L80 56H77V58L78 57H80L81 59H75V61H69V62H67V65L66 64H64V65H62L63 64V62H62V60H61V62H62V64L60 65H56L57 67L55 68V69H53L52 71H51V73H49L50 75V77H49V82H48V86L47 87H53V89L55 88V86L57 87V86H59V85H63V87H64V85L66 86H68V83L70 82V81H72L71 79L74 77V76H76L77 74H79L80 75V73L82 74V72H85V71H88V70H90L91 69V71H92V74L91 75H89L88 77H86L84 80H83V82L81 83L82 84V86H86V87H88V86H92V88H93V86H95V89H93L92 91H91V89L89 90V91H91V93L89 94V95H87V96H82V97H80L81 99H80V101L82 100V99H87L88 101L89 100H91L92 101V103L94 104V106H95V110L98 112V113H100L101 111L103 112V110L105 111V110H107V111H109V120H106L107 121V125L110 127V130L112 129V128H114V130L113 131H115V129L116 130H118V132H119V134H121L119 137H121V136H124L125 137V139H126V143L124 144V145H120L119 143H117V145H115L114 146V144H113V146H114V148L116 149V153H119L120 155L121 154H129V152H133L135 149H137L138 148V145H139V143L141 142V139H142V137L144 136V135H146L147 133H146V128L144 127L145 125H144V123L151 117V116H155V117H157V121L159 120L160 122H161V127H160V130L162 129V134H167V133H169V132H171V131H176L179 127H180V125L179 124H181L180 123V118H181V113L179 114L178 112L179 111H177V110H175L176 108H172V107H170L169 105H167L166 103H163V102H161V101H159L158 99L157 100H152L153 98H151V100H147V101H144V100H142V95H144L145 93H148L143 87H144V84H148L147 82H148V80H149V82L151 81L150 79H148V80H146L145 81V83H144V76L143 75H145V72H144V70H141V72H140V74L139 75H137V80L138 81H140V82H137L136 81V77L132 80V81H130L132 78H130V80H128V81H130V82H128L125 86H123V87H120L119 86V84H120V82H119V84L116 86V84H113V82H109L108 81V84L109 83H112L113 85H115L116 87H112V85H110L109 87H112V88H114V89H112L111 91H110V88L108 87V86H106V87H108L109 88V92H107L106 91V87H105V83H107V80H109V79H111L110 77L108 78V75H110V74H112L113 72H114V64H117V63H114L115 62V60H116V58H115V60H114V57H115V55H114V52L112 53V50L111 51H108L107 52ZM212 53V52H211ZM218 53V52H217ZM246 53V52H245ZM255 53V52H254ZM85 54V53H84ZM83 54V55H84ZM162 54H164V53H162ZM176 54V53H175ZM179 54V55H178ZM236 54V53H235ZM0 55V56H1ZM9 55H11V54H9ZM35 55V54H34ZM45 55V54H44ZM69 55V54H68ZM81 55V54H80ZM88 55V54H87ZM90 55V54H89ZM95 56H96V53L94 54ZM103 55V54H102ZM215 55V54H214ZM242 55V54H241ZM247 55V54H246ZM248 55H250V54H248ZM247 55V56H248ZM256 55V54H255ZM32 56V57H31ZM92 56V55H91ZM90 56V57H91ZM168 56V55H167ZM182 56H183V54H182ZM186 56V55H185ZM209 56V55H208ZM213 56V55H212ZM244 56V55H243ZM247 56H245L246 58H247ZM264 56V55H263ZM262 56V57H263ZM54 57H56V56H54ZM61 57V56H60ZM59 57V58H60ZM89 57V56H88ZM93 57V56H92ZM103 57V56H102ZM103 57V58H104ZM251 57V56H250ZM261 57V58H262ZM11 58H13V56L11 57L10 56V59ZM38 58V59H37ZM58 57H56V59H57ZM84 58H86V57H84ZM99 58H101L100 56H99ZM118 58V57H117ZM175 58V57H174ZM185 58V57H184ZM186 58V59H187ZM190 58V59H189ZM216 58H217V56H216ZM220 58V57H219ZM242 58V57H241ZM88 59V58H87ZM97 59V58H96ZM161 59H163L162 57H161ZM181 59V58H180ZM186 59H183V60H185L186 61ZM207 59V58H206ZM255 59V58H254ZM86 60V61H85ZM171 60V59H170ZM175 60V59H174ZM208 60H211V59H208ZM233 60V59H232ZM36 61H38V62H36ZM47 61V62H46ZM59 61V60H58ZM57 61V62H58ZM65 61V60H64ZM66 61H67V59H66ZM87 61H89V62H87ZM163 61V60H162ZM165 61V60H164ZM164 61H163V63H164ZM207 61V60H206ZM54 62H56V61H54ZM60 62V61H59ZM117 62V61H116ZM168 62V61H167ZM162 63V66L160 67L159 65H156V64H153V65H155V66H153V67H155V68H157V66H159L160 68H161V70H160V75H159V72H158V75L160 76V78L162 79V78H164V79H167L169 82H170V86L168 85V84H166V85H168L169 87L167 88V89H163L162 90V85H161V91H163V93L161 92V94H164V96L166 97V99L168 100V101H174V102H177V104L179 103V104H181V105H183V100H184V98H185V96L186 97H188V89L191 87V85H192V81H190V80H192L193 79V81L195 80L194 78H193V76H194V73L192 74V76L191 75H189V74H187L186 73V71H183V70H180L181 68H177L178 66H174V64H171L170 65V61H169V63ZM172 62H174V61H172ZM184 62V61H183ZM204 62V61H203ZM13 63V62H12ZM50 63H53V61H50ZM65 63V62H64ZM93 63H94V65H93ZM150 63L147 65V68H146V70H149L148 68H152V66L150 65ZM156 63H158V62H156ZM202 63V62H201ZM205 63V62H204ZM1 64V63H0ZM32 64V66H35V69L37 68V66L36 65H33ZM97 64H98V62H97ZM152 64V63H151ZM176 64V63H175ZM177 64H178V62H177ZM184 64V63H183ZM219 64V63H218ZM39 65V64H38ZM45 65V66H44ZM54 64H52V66H53ZM137 65V66H138ZM150 65V66H149ZM202 65V64H201ZM263 65V64H262ZM29 66H31V65H29ZM47 66V67H48ZM116 66V65H115ZM123 66V65H122ZM135 66V65H134ZM136 66V67H137ZM142 66H140V67H142ZM149 66V67H148ZM179 66H180V64H179ZM191 66H195V67H191ZM15 67V66H14ZM17 67H18V65H17ZM28 67V66H27ZM42 67V68H43ZM96 67V66H95ZM100 67V66H99ZM117 67V66H116ZM139 67V68H140ZM158 67V69H160ZM3 68V67H2ZM23 68V67H22ZM29 68V67H28ZM31 68V67H30ZM46 68V67H45ZM45 68H43V71L45 70ZM49 68H52V67H49ZM48 68V69H49ZM135 68V67H134ZM37 69H39V67L37 68ZM141 69V68H140ZM139 69V70H140ZM153 69V68H152ZM182 69H183V66H182ZM188 69V68H187ZM261 69V68H260ZM27 70V69H26ZM30 70V69H29ZM31 70L32 71H30V72H28L27 74H25L24 76H22V77H20L19 76V78H15V79H18L17 81H14V79H12L13 81H11V78L9 79L10 81H7V83H4V82H2V84H0V94H2L3 92H4V90H7L8 91V89L10 90V91H12L13 93L14 92H16V94H17V92L18 93H21L22 91H24L25 89H26V87H27V85L30 83L31 84V82L33 81V78H32V74L33 75H35V74H37V73H35L36 71L35 70H33L32 68H31ZM98 70V69H97ZM151 70V69H150ZM16 71V70H15ZM19 71V70H18ZM23 71V70H22ZM42 71V72H43ZM48 71V70H47ZM112 71V72H111ZM153 71H155V70H153ZM156 71H157V69H156ZM159 71V70H158ZM189 72L191 71L190 69L188 70ZM246 71V70H245ZM5 72H7V71H5ZM118 72V71H117ZM131 71H129L128 73H130ZM134 72V71H133ZM137 72H138V70H137ZM137 72H135V74L137 73ZM144 72V73H143ZM147 72V71H146ZM152 71H150V73H151ZM193 72V71H192ZM195 72V71H194ZM237 72V71H236ZM243 72V71H242ZM249 72H250V70H249ZM8 73V72H7ZM6 73V74H7ZM21 73V72H20ZM41 74V72H38V74ZM46 73V72H45ZM44 72L42 73L43 75L45 74ZM95 73V72H94ZM116 73V72H115ZM148 73H149V71H148ZM147 73V74H148ZM148 74V75H152V73L151 74ZM241 73V72H240ZM245 73V72H244ZM6 74H5V77H6ZM11 74V73H10ZM10 74H9V76H10ZM13 75H14V73H12ZM11 74V75H12ZM21 74H24V73H21ZM20 74V75H21ZM39 74V77L40 76H42V75H40ZM90 74V73H89ZM117 74V73H116ZM115 74V75H116ZM146 74V75H147ZM153 74H155L156 75V72H153ZM197 74V73H196ZM207 74V73H206ZM46 75H47V73H46ZM88 75V74H87ZM95 75H97V74H95ZM128 75V74H127ZM147 75V76H148ZM158 75H156V76H158ZM243 75V74H242ZM249 75V74H248ZM9 76H8V78H9ZM15 76V75H14ZM13 76V77H14ZM78 76V75H77ZM82 76V75H81ZM111 76H113V75H111ZM132 76V75H131ZM250 76V75H249ZM252 76V75H251ZM250 76V77H251ZM33 77H35V76H33ZM38 77V76H37ZM36 77V78H37ZM43 77V76H42ZM116 77V76H115ZM120 77V76H119ZM151 77H153V76H151ZM192 77V78H191ZM195 77H198L197 75L195 76ZM222 77V76H221ZM225 77V76H224ZM235 77V76H234ZM253 77H254V75H253ZM1 78V77H0ZM7 78V77H6ZM74 78H77V77H74ZM81 78V77H80ZM114 78V77H113ZM117 79H118V74H117V77H116ZM116 78H114V79H116ZM146 78H149V77H146ZM199 78V77H198ZM198 78H196L197 80H198ZM208 78V77H207ZM2 79H3V77H2ZM78 79V78H77ZM113 79V80H114ZM117 79H116V82H117ZM153 79H155V78H153ZM161 79H159V80H161ZM163 79V80H164ZM238 79V78H237ZM244 79V78H243ZM246 79H247V75H246ZM245 79V80H246ZM254 79V78H253ZM262 79V78H261ZM1 80V79H0ZM8 80V79H7ZM37 80V79H36ZM35 80V81H36ZM39 80V79H38ZM112 80V79H111ZM119 80V79H118ZM121 80V79H120ZM143 80V83L141 82ZM162 80V81H163ZM166 80V81H167ZM176 80H178V81H182V82H180L181 84H184V86L186 85V87L184 88L183 86H181V84L179 83V82H177ZM200 80H201V78H200ZM199 80V81H200ZM206 80V79H205ZM212 80V79H211ZM218 80V79H217ZM252 80V79H251ZM255 80V79H254ZM2 81V80H1ZM1 81H0V83H1ZM4 81V80H3ZM41 81V80H40ZM47 81V80H46ZM80 81V80H79ZM157 81V79L155 80V81H153V82H156ZM198 81V82H199ZM204 81V80H203ZM229 81V80H228ZM257 81V80H256ZM81 82V81H80ZM152 82V81H151ZM165 82V81H164ZM195 82V81H194ZM201 82V81H200ZM207 82H209V81H207ZM234 82V81H233ZM34 83V82H33ZM47 83V82H46ZM139 83H141V84H139ZM161 83V82H160ZM159 83V84H160ZM166 83V82H165ZM201 83H204V82H201ZM210 83V82H209ZM232 83V82H231ZM35 84V83H34ZM33 84V85H34ZM37 84V83H36ZM35 84V85H36ZM40 84V83H39ZM80 84V83H79ZM125 84V83H124ZM194 84V83H193ZM196 84V83H195ZM200 84V83H199ZM215 84V83H214ZM217 84V83H216ZM141 85H143V87L141 86ZM145 85V87H149L148 85L146 86ZM153 85V84H152ZM155 85H158V82L157 83H155ZM165 84H164V86H166ZM201 85V84H200ZM207 85V84H206ZM29 86V85H28ZM37 86V85H36ZM151 86V85H150ZM159 86V85H158ZM197 86V85H196ZM204 86V85H203ZM33 87V86H32ZM31 87V88H32ZM43 87V86H42ZM60 88H61V86H59ZM103 87V88H102ZM236 87V86H235ZM259 87V86H258ZM257 87V88H258ZM261 87V86H260ZM37 88V87H36ZM45 88V87H44ZM106 88V89H105ZM150 88V87H149ZM157 88L158 87H155V88H153V89H156L157 90ZM160 88V87H159ZM187 88V89H186ZM196 88V87H195ZM28 89V88H27ZM48 89H50V88H48ZM47 89V90H48ZM84 89V88H83ZM87 89H89V87L87 88ZM208 89V88H207ZM30 90V89H29ZM46 90V91H47ZM55 90V89H54ZM76 90V89H75ZM86 90V89H85ZM219 90V89H218ZM224 90V89H223ZM52 91V90H51ZM62 91V90H61ZM80 91H82V89L80 90ZM88 91V90H87ZM87 91H85V94H87ZM151 91H152V89H151ZM158 91V90H157ZM187 91V92H186ZM190 91V90H189ZM194 91V90H193ZM206 91V90H205ZM221 91V90H220ZM236 91V90H235ZM256 91V90H255ZM36 92V91H35ZM48 92V91H47ZM57 92V91H56ZM150 92V91H149ZM156 92V91H155ZM155 92H152V93H155ZM160 92V91H159ZM158 92V93H159ZM79 93V92H78ZM77 93V94H78ZM84 93V92H83ZM220 93H222V92H220ZM48 95H49V93H47ZM52 94V93H51ZM148 94H150V93H148ZM192 94V93H191ZM219 94V93H218ZM69 95V94H68ZM79 95H81V94H79ZM79 95H77V96H79ZM83 95V94H82ZM147 95V94H146ZM181 95V96H180ZM209 95V94H208ZM220 95H222V94H220ZM223 95H225V94H223ZM227 95H228V93H227ZM49 96H52V95H49ZM63 96V95H62ZM70 96V95H69ZM72 96V95H71ZM74 96H76V95H74ZM149 96V95H148ZM241 96V95H240ZM252 96V95H251ZM65 97H66V95H65ZM158 97V96H157ZM161 97V96H160ZM203 97V96H202ZM209 97V96H208ZM49 98H51V97H49ZM57 98V97H56ZM79 98V97H78ZM159 98V97H158ZM183 100H182V99ZM226 98V97H225ZM230 98V97H229ZM33 99H35V98H33ZM52 99V98H51ZM54 99V98H53ZM51 100V101H49V100H47L46 102L44 101V102H41L40 100V102H38V99H37V102L35 101V102H33V101H29V102H25L24 100V102H20V103H15L14 104V106H12L13 104H12V102H11V104L12 105H7V106H5V104H4V106H0V110H2V111H4V112H6V117L8 118L10 115H8V114H10V113H12V112H9V111H11V110H13L14 108H21V107H26V106H29V107H32V108H34L35 110H34V112H33V117H35V118H38V117H41V116H44V115H46V114H49L51 111H52V107H53V104H54V100ZM64 99V98H63ZM62 99V100H63ZM66 99H68V97L66 98ZM65 99V100H66ZM77 98H71V97H69V100L71 101V102H73V101H75ZM144 99V98H143ZM148 99V98H147ZM223 99V98H222ZM246 99V98H245ZM248 99V98H247ZM252 99V98H251ZM29 100V99H28ZM32 100V99H31ZM55 100H57V99H55ZM64 100V101H65ZM68 100V101H69ZM86 100V101H87ZM187 100V99H186ZM185 100V101H186ZM219 100V99H218ZM241 100V99H240ZM20 101H22L21 99H20ZM78 101V100H77ZM76 101V102H77ZM90 101V102H91ZM189 101V100H188ZM191 101V100H190ZM197 101V100H196ZM232 101V100H231ZM238 101V100H237ZM245 101V100H244ZM57 102H60V98H59V101L57 100ZM75 102V103H76ZM79 102V101H78ZM170 102V103H171ZM212 102V101H211ZM226 102V101H225ZM247 102V101H246ZM253 102V101H252ZM189 103V102H188ZM202 103V102H201ZM216 103H217V101H216ZM224 103V102H223ZM2 104V103H1ZM58 104V103H57ZM61 104H62V102H61ZM86 104H87V102H86ZM175 104V103H174ZM178 104V105H179ZM209 104V103H208ZM221 104H222V102H221ZM230 104V103H229ZM251 104V103H250ZM55 105V104H54ZM63 105H64V103H63ZM74 106H75V104H73ZM89 105V104H88ZM88 105H86V107L88 106ZM91 105V104H90ZM171 105V104H170ZM189 105V104H188ZM187 105V106H188ZM56 106V105H55ZM60 106H62V105H60ZM81 106V105H80ZM93 106V107H94ZM197 106V105H196ZM221 106V105H220ZM91 107V106H90ZM184 106H182V108H183ZM205 107V106H204ZM237 107V106H236ZM54 108V107H53ZM55 108H57V107H55ZM60 108V107H59ZM58 108V109H59ZM64 108V107H63ZM63 108H61V109H63ZM70 108V107H69ZM79 108V107H78ZM88 108V107H87ZM221 108H222V106H221ZM249 108V107H248ZM90 109V108H89ZM92 109V108H91ZM94 109V108H93ZM204 109V108H203ZM220 108L218 107V110H219ZM245 109V108H244ZM54 110V109H53ZM57 110V109H56ZM64 110H65V108H64ZM76 110V109H75ZM79 110H81L80 108H79ZM215 110V109H214ZM226 110V109H225ZM260 110V109H259ZM74 111V110H73ZM87 111H88V109H87ZM211 111V110H210ZM220 111V110H219ZM53 112V111H52ZM61 112H62V110L60 111V114H61ZM85 112H86V110H85ZM92 112V111H91ZM97 112H96V114H97ZM101 112V113H102ZM205 112V111H204ZM213 112V111H212ZM211 112V113H212ZM218 112V111H217ZM55 113V112H54ZM63 113V112H62ZM84 113V112H83ZM214 113H216V111H214L213 112V114ZM220 113V112H219ZM218 113V114H219ZM222 113V112H221ZM232 113V112H231ZM51 114H53V113H51ZM103 114H105L104 112H103ZM201 114V113H200ZM217 114V115H218ZM224 114V113H223ZM256 114H257V112H256ZM87 115V114H86ZM101 115V114H100ZM187 115V114H186ZM207 115V114H206ZM212 115V114H211ZM225 115V114H224ZM57 116H58V114H57ZM82 116H83V114H82ZM215 116H216V114H215ZM214 116V117H215ZM260 116V115H259ZM182 117H184V116H182ZM218 117V116H217ZM248 117V116H247ZM63 118V117H62ZM86 118V117H85ZM187 118V117H186ZM154 119H156V118H154ZM195 119V118H194ZM207 119V118H206ZM249 119V118H248ZM150 120V119H149ZM182 120V119H181ZM222 120V119H221ZM243 120V119H242ZM253 120V119H252ZM55 121H56V118H55ZM158 121V122H159ZM201 121V120H200ZM203 121V120H202ZM228 121V120H227ZM159 122V123H160ZM239 122V121H238ZM88 123V122H87ZM148 123V122H147ZM146 123V124H147ZM158 123V124H159ZM210 123V122H209ZM219 123V122H218ZM256 123V122H255ZM149 124V123H148ZM186 124V123H185ZM198 124V123H197ZM246 124V123H245ZM253 124V123H252ZM183 125V124H182ZM250 125V124H249ZM57 126V125H56ZM82 126V125H81ZM194 126V125H193ZM205 126H206V124H205ZM250 126H252V125H250ZM249 126V127H250ZM52 127V126H51ZM91 127V126H90ZM95 127V126H94ZM182 127V126H181ZM214 128L212 129V128H210V127H208V128H210V129H212V134L215 132L216 133V135H214V136H216L215 138H214V140H213V138H212V140H213V142H214V145L216 146V145H219L220 146V144H222L223 143V137L221 136V132H223V131H221L220 130V127H219V129L217 128V126L215 127V126H213ZM240 127V126H239ZM253 128H254V125L252 126ZM0 132H4L5 131V125L2 123V125H0ZM36 128V127H35ZM40 128H42V126L40 127ZM85 128H86V124H84L83 126H82V128L80 129L81 130V133H76L75 132V134L72 136L71 135V132L70 133H68L69 131H68V129H67V131L68 132H66V134L64 133L62 136H59V134H54V132H50V131H48L49 132V134L47 133L46 134V132L45 133H43L44 131V129L42 130L43 132H40L41 130H39L38 128L37 129H35V130H33V131H31L30 129H32V128H27V125H24L23 127H21V129H19V130H17L16 131V136H18V135H24L25 136V138L23 139V140H21V141H19L18 140V142L15 144V145H11L10 147H7L5 144H4V138H5V135L4 134H2L1 136H3L2 138H3V140H2V138L0 139L2 142H3V144H4V146L2 145V146H0V173L2 174V176L1 177H3V175L5 176H7V174H14V175H16L17 176V178H18V180L19 181H24L25 183H32L31 185H35L36 187H38L39 189H40V192H38V191H36L35 193H33V195H35L36 197L37 196H43V194L45 193V192H47V194H51L52 196H50V197H52L53 199H56L57 201H64L65 199H66V202H67V200L69 199V200H71V201H73V202H71V203H74V202H76V203H80V202H82V204L85 202V203H87L88 205L86 206L87 208H88V206L90 205V208H91V210L93 209V210H95L96 208H98L99 207V209L102 211V209L101 208H103V207H112L113 205H114V203H109V202H105V201H101V199L99 200V198H100V196L97 198V195H95L94 194V192H95V190H97L96 188H95V186L94 185H92V183L91 182H98V183H100V186L99 187H101L102 185H104V184H102V181L104 182V179L101 177V176H99V175H97V174H93V173H90V172H87L88 170H86V171H84V169L86 168V166L85 165H88L89 166V164H86L87 162L86 161H89V159H93L94 158V156L95 155H97V152L100 150V151H102L101 149L103 148V146H102V143H92V144H89L90 142H88V146L89 147H87L82 141H83V137H82V131H86L85 130ZM184 128V127H183ZM200 128V127H199ZM222 128V127H221ZM232 128V127H231ZM251 128V127H250ZM30 131H29V130ZM34 129V128H33ZM100 129H101V127H100ZM146 129V130H145ZM204 129V128H203ZM206 129V128H205ZM210 129L208 130V132L210 131ZM227 129V128H226ZM248 129V128H247ZM47 130H48V128H47ZM80 130H79V132H80ZM90 130V129H89ZM109 130V131H110ZM158 130V129H157ZM180 130V129H179ZM188 130V129H187ZM193 130V129H192ZM195 130V129H194ZM235 130V129H234ZM242 130V129H241ZM250 130V129H249ZM251 130H252V128H251ZM254 130H255V128H254ZM52 131V130H51ZM55 131V130H54ZM61 131V130H60ZM178 131V130H177ZM117 132V131H116ZM148 132V131H147ZM180 132V131H179ZM179 132H178V134H179ZM229 132V131H228ZM246 132V131H245ZM250 132V131H249ZM252 132V131H251ZM72 133H74V132H72ZM84 133V132H83ZM105 133V132H104ZM156 133V132H155ZM173 133V132H172ZM177 133V132H176ZM205 133H207V132H205ZM211 133V132H210ZM209 133V134H210ZM106 134V133H105ZM118 134V133H117ZM151 134V133H150ZM208 134V133H207ZM241 134V133H240ZM245 134V133H244ZM262 134V133H261ZM87 135V134H86ZM149 135V134H148ZM205 135V134H204ZM15 135H12V137L15 139V137H16ZM147 136V135H146ZM145 136V137H146ZM200 136V135H199ZM206 136V135H205ZM208 136V135H207ZM213 136V135H212ZM225 136V135H224ZM242 136H244V135H242ZM247 136V135H246ZM123 137V138H124ZM148 137V136H147ZM146 137V138H147ZM150 137V136H149ZM152 140L153 141H155V142H160L161 140L162 141H164L163 140V136H161V134L160 133H156V134H153L152 136ZM165 137H166V135H165ZM170 137V136H169ZM203 137V136H202ZM210 137V136H209ZM222 137V138H221ZM240 137V136H239ZM252 137V136H251ZM256 137V136H255ZM12 138V139H13ZM175 138V137H174ZM193 138V137H192ZM11 139V140H12ZM150 139V138H149ZM184 139H185V137H184ZM211 139V138H210ZM241 139H243V138H241ZM247 139V138H246ZM84 140H86V139H84ZM186 140H187V138H186ZM185 140V141H186ZM190 140V139H189ZM188 140V141H189ZM197 140V139H196ZM0 141V142H1ZM89 141V140H88ZM92 141V140H91ZM153 141H152V143H153ZM161 141V142H162ZM184 141V140H183ZM7 142V141H6ZM5 142V143H6ZM197 142H199V141H197ZM209 142H211V140L209 141ZM156 143V144H157ZM184 143V142H183ZM191 143H192V141H191ZM200 143V142H199ZM226 143V142H225ZM1 144V143H0ZM192 144H194V143H192ZM208 144V143H207ZM211 144V143H210ZM228 144V143H227ZM181 145V144H180ZM185 145V144H184ZM190 145V144H189ZM201 145V144H200ZM156 146H158V145H156ZM155 146V149L157 148ZM183 146V145H182ZM199 146V145H198ZM207 146V145H206ZM211 146H213V145H211ZM215 146H214V148H215ZM219 146L217 147V148H219ZM223 146H225V145H223ZM229 146V145H228ZM255 146V145H254ZM264 146V145H263ZM104 147H105V145H104ZM137 147V148H136ZM191 147V146H190ZM189 147V148H190ZM210 147V146H209ZM237 147V146H236ZM178 148V147H177ZM188 148V147H187ZM208 148V147H207ZM222 148V147H221ZM262 148V147H261ZM181 149V148H180ZM184 149V148H183ZM186 149V148H185ZM209 149V148H208ZM230 149V148H229ZM237 148H235L234 150H236ZM106 150V149H105ZM105 150H103L104 152H105ZM164 150V149H163ZM206 150V149H205ZM224 150V149H223ZM233 150V151H234ZM256 150V149H255ZM258 150V149H257ZM99 151V152H100ZM137 151V150H136ZM135 151V152H136ZM156 151V150H155ZM188 152H187V154H186V156H184V157H181V156H179L180 155V153L181 152H179V154L177 155L178 156V159H179V157H181L178 161L180 162V160H181V164L179 163L178 165H181V167H185V171H186V168H187V170L190 168L191 169V167L193 166V160H194V156H196V155H194V154H196V153H192V149L189 151V149L187 150ZM214 150H213V148H211L210 150H206L205 152H203V153H201L200 154V158H202L201 160H203V166H204V171H205V174H206V176L208 175V176H210L211 174H212V171L215 169V170H217L218 169V173L219 174H225L226 172H231V171H234V170H236V169H239V167H240V164L241 163H239L238 161H237V159H236V152L234 151V153H233V151H232V153H228V154H225V155H220V158H219V156L216 158V160L218 159V161H212V159H213V155H214V152H213ZM218 151V150H217ZM237 151V150H236ZM103 152V153H104ZM177 152H178V150H177ZM185 152H186V150H185ZM247 152V151H246ZM73 154V156L71 155V154ZM106 153H108L107 151H106ZM105 153V154H106ZM110 153V152H109ZM115 153V152H114ZM141 153V152H140ZM140 153H138L139 155L138 156H140ZM153 153H155V152H153ZM198 153V152H197ZM225 153H227V151L225 152ZM245 153V152H244ZM167 154V153H166ZM175 154V153H174ZM177 154V153H176ZM182 154H183V152H182ZM257 154H259V153H257ZM262 154V153H261ZM71 157H70V156ZM113 155V154H112ZM241 155V154H240ZM106 156V155H105ZM126 156V155H125ZM137 155H135V157H136ZM173 156V155H172ZM222 156V157H221ZM69 157L71 158V160H72V162L71 163H69V161H71V160H68L69 159ZM102 157V156H101ZM113 157V156H112ZM120 157V156H119ZM132 157V156H131ZM140 157H142V156H140ZM176 157V156H175ZM198 157H199V155H198ZM259 157V156H258ZM137 158V157H136ZM139 158V157H138ZM143 158V157H142ZM215 158V157H214ZM260 158V157H259ZM118 159V158H117ZM121 160V159H120ZM122 160H123V158H122ZM125 160V159H124ZM137 160V159H136ZM257 160V159H256ZM135 161V160H134ZM139 161H140V159H139ZM177 161V160H176ZM91 162H93V161H91ZM95 162V161H94ZM138 162V161H137ZM140 163V162H139ZM259 163H261V162H259ZM146 164H148V163H146ZM195 164V163H194ZM115 165V164H114ZM166 165V164H165ZM172 165H173V163H172ZM177 165V164H176ZM175 165V166H176ZM178 165H177V168H178ZM247 165V164H246ZM85 166V167H84ZM91 166H92V164H91ZM95 166V165H94ZM117 166V165H116ZM136 166V165H135ZM141 166V165H140ZM144 166V165H143ZM201 166V165H200ZM96 167V166H95ZM180 167V168H181ZM199 167V166H198ZM254 167V166H253ZM164 168V167H163ZM179 168V169H180ZM194 168V167H193ZM262 168V167H261ZM88 169V168H87ZM117 170V169H116ZM148 170V169H147ZM177 170V169H176ZM184 169L182 168V170L181 171H183ZM192 170V169H191ZM163 171V170H162ZM165 171V170H164ZM181 171H179L178 173V175L176 176V179H177V181L179 180L180 182L179 183H181L182 181H183V187H182V194H184V195H181L183 198H181V196L179 197V199H183V201H188L189 199L188 198H186V196H187V194H191V192H192V195L194 194L193 192H195V189H196V186L197 185H199V184H196L197 182L195 181V180H197L198 182H199V180L195 177V179H194V177H189L190 175H191V172H188V173H190L189 174V176L184 180L183 179V176H182V173L183 172H181ZM190 171V170H189ZM123 172V171H122ZM239 172V171H238ZM264 172V171H263ZM119 173V172H118ZM156 173V172H155ZM165 173V172H164ZM187 173V172H186ZM201 173V172H200ZM203 173V172H202ZM233 173V172H232ZM237 173V172H236ZM193 174V173H192ZM214 174V173H213ZM213 174H212V176H213ZM166 175V174H165ZM173 175V174H172ZM183 175H186L187 176V174H183ZM204 175V174H203ZM235 175V174H234ZM233 175V176H234ZM238 174H236V176H237ZM10 176H12V175H10ZM157 176V175H156ZM160 176V175H159ZM201 176H202V174H201ZM207 176V177H208ZM253 176V175H252ZM104 177V176H103ZM163 177V176H162ZM185 177V176H184ZM211 177V176H210ZM13 178V177H12ZM16 178V177H15ZM236 178V177H235ZM234 178V179H235ZM241 178V177H240ZM60 179L61 180H64L65 179V181L67 180V179H69V180H72L74 183H76V185H77V182H79L78 183V185L79 186H81L80 188L79 187H77L74 183H72V181L71 182H69V180H68V182L69 183H72V184H74V186H71V185H67V184H63L61 181H60ZM101 179H103V180H101ZM163 179V178H162ZM173 179H174V177H173ZM176 179L175 180H173L174 182L172 183V186H174L173 184L174 183H176ZM200 179V178H199ZM207 179V178H206ZM107 180V179H106ZM105 180V181H106ZM159 180H160V178H159ZM172 180V179H171ZM203 180V179H202ZM254 180V179H253ZM58 181H60V183L58 182ZM107 181H109V180H107ZM153 181V180H152ZM151 181V182H152ZM247 181V180H246ZM55 182H56V184H55ZM57 182L59 183V185H57ZM67 182V181H66ZM65 182V183H66ZM67 182V183H68ZM240 182V179H238L237 181H236V183H239ZM257 182V181H256ZM255 182V183H256ZM90 183H91V185H92V187H90L91 185H90ZM105 183V182H104ZM179 183H178V185H179ZM200 183V182H199ZM234 183V182H233ZM23 184V183H22ZM63 184V185H62ZM95 184V183H94ZM108 184H110V182H108ZM107 184V185H108ZM113 184V183H112ZM115 184V183H114ZM113 184V185H114ZM153 184H155V181H153ZM171 184V183H170ZM90 185V186H89ZM96 185V184H95ZM98 185V184H97ZM106 185V184H105ZM119 185V184H118ZM147 185V184H146ZM150 185H151V183H150ZM164 185V184H163ZM176 185H177V183H176ZM178 185L177 186H175V187H178ZM201 185H203V184H201ZM209 185V184H208ZM230 185V184H229ZM249 185V184H248ZM76 186V187H75ZM117 186V185H116ZM144 186V185H143ZM152 186V185H151ZM153 186H156V184L155 185H153ZM180 186V185H179ZM204 186V185H203ZM264 186V185H263ZM82 187H86L88 190H83L82 189ZM96 187H98V186H96ZM104 187V186H103ZM107 187V186H106ZM114 187V186H113ZM233 187H237V186H233ZM252 187V186H251ZM30 188V187H29ZM119 188V187H118ZM149 188H150V186H149ZM148 188V189H149ZM173 188V187H172ZM171 188V189H172ZM228 188V187H227ZM243 188V187H242ZM247 188V187H246ZM245 188V189H246ZM101 189V188H100ZM107 189V188H106ZM105 189V190H106ZM109 189V188H108ZM117 189V188H116ZM125 189V188H124ZM143 189V188H142ZM151 189V188H150ZM176 189V188H175ZM178 190H181L180 189V187H178L177 188ZM226 189V188H225ZM250 189V188H249ZM262 189V188H261ZM42 190V191H41ZM104 190V189H103ZM104 190V191H105ZM111 190V189H110ZM129 190V189H128ZM152 190V189H151ZM173 190V189H172ZM197 190V189H196ZM228 190H230V189H228ZM233 190H235V189H233ZM237 190V189H236ZM253 190V189H252ZM45 191V192H44ZM94 191V192H93ZM98 191V190H97ZM100 191V190H99ZM116 191V190H115ZM164 191V190H163ZM177 191V190H176ZM218 191V190H217ZM81 192H83V193H81ZM101 192V191H100ZM103 192V191H102ZM109 192V191H108ZM173 192V191H172ZM179 192V191H178ZM246 192V191H245ZM249 192V191H248ZM247 192V193H248ZM251 192V191H250ZM98 193V192H97ZM122 193H124V192H122ZM132 193V192H131ZM146 193V192H145ZM149 193H150V191H149ZM166 193V192H165ZM214 193V192H213ZM217 193V192H216ZM241 193V192H240ZM103 195H104V192L102 193ZM116 194V193H115ZM126 194H127V192H126ZM129 194V193H128ZM156 194V193H155ZM155 194H150L151 196H153V195H155ZM171 194H173V193H171ZM178 194H180V192L178 193ZM177 194V195H178ZM255 194V193H254ZM121 195V194H120ZM123 195V194H122ZM125 195V194H124ZM123 195V196H124ZM130 195V194H129ZM128 195V196H129ZM134 195V194H133ZM136 195V194H135ZM138 195V194H137ZM144 195V194H143ZM146 195V194H145ZM148 195V194H147ZM149 195V196H150ZM174 195V194H173ZM189 195H188V197H189ZM197 195V194H196ZM200 195V194H199ZM199 195H198V197H199ZM217 195V194H216ZM118 196V195H117ZM142 196V195H141ZM156 196V195H155ZM168 197H171L170 196V194L169 195H167ZM179 196V195H178ZM209 196V195H208ZM236 196V195H235ZM49 197V196H48ZM108 197V196H107ZM119 197V196H118ZM144 197H146V196H144ZM193 197V196H192ZM192 197H191V195H190V197L189 198H191L190 200H192ZM207 197V196H206ZM210 197H212V196H210ZM243 197V196H242ZM246 197V196H245ZM34 198V197H33ZM102 198V197H101ZM106 198V197H105ZM138 198V197H137ZM174 198V197H173ZM176 198H177V196H176ZM237 198H238V195H237ZM36 199V198H35ZM103 199V198H102ZM140 199V198H139ZM143 199V198H142ZM147 199V198H146ZM149 199V198H148ZM159 199V198H158ZM172 199V198H171ZM221 199V198H220ZM38 200V199H37ZM47 200V199H46ZM68 200V202H70ZM86 200V201H85ZM106 201H107V199H105ZM129 200V199H128ZM135 200V199H134ZM152 200V199H151ZM174 199H172V201H173ZM194 200V199H193ZM242 200V199H241ZM84 201V202H83ZM115 201V200H114ZM136 201V200H135ZM140 201V200H139ZM143 201H145V199L143 200ZM147 201V200H146ZM175 202H176V200H174ZM177 201H178V199H177ZM239 201H240V199H239ZM40 202V201H39ZM65 202V203H66ZM125 202V201H124ZM137 202V201H136ZM150 202V201H149ZM159 202V201H158ZM174 202V203H175ZM178 202H180V201H178ZM233 202V201H232ZM70 203V204H71ZM84 203V204H85ZM135 203V202H134ZM144 203V202H143ZM151 203V202H150ZM157 203V202H156ZM159 203H161V202H159ZM165 203H169V205L167 206L168 208H169V206H170V203H171V206H173V207H177L178 208V204L176 205V206H174V205H172V202H171V200H170V202H164V204ZM181 204L183 203V202H180ZM185 204L184 205H186L187 203L186 202H184ZM188 203H190V202H188ZM23 204H25V203H23L22 202V207H23ZM69 204V205H70ZM131 204V203H130ZM211 204V203H210ZM227 205H228V203H226ZM238 204V203H237ZM78 205V204H77ZM79 205H81V204H79ZM78 205V206H79ZM86 205V204H85ZM148 205H149V203H148ZM152 205H153V203H152ZM156 205V204H155ZM155 205H153L155 208H153V210L151 209L150 210V212H143L142 210V218H145V219H148V221H149V224H148V221H147V223H146V221H145V223L146 224H141L142 222L139 220V222H141L140 224V227H143V228H145L147 231H153V230H157V229H159L158 228V226L162 223V222H164L166 219H168V217H170L169 215H170V213H168V209L167 210H162V208L161 209H159V210H157V208H158V206L157 205H159L158 203H157V208H156V206ZM161 205V204H160ZM231 205V204H230ZM235 205V204H234ZM233 205V210L236 208L237 209V207H238V205H237V207H235ZM116 206H118V205H116ZM116 206H113V207H116ZM122 206V205H121ZM127 206V205H126ZM134 206V205H133ZM136 206V205H135ZM134 206V207H135ZM149 206H151V205H149ZM254 206V205H253ZM31 207V206H30ZM36 207V206H35ZM85 207V206H84ZM83 207V208H84ZM113 207L111 208V209H113ZM128 207V206H127ZM126 207V208H127ZM138 207V206H137ZM185 208H186V206H184ZM222 208H223V206H221ZM240 205H239V209H240ZM245 207H247V205L245 206ZM244 207V208H245ZM89 208V209H90ZM148 208V207H147ZM151 208H152V206H151ZM166 208V207H165ZM177 208H176V210H177ZM182 208H183V205H182ZM213 208V207H212ZM226 208V207H225ZM224 208V209H225ZM242 208V207H241ZM247 208H251V206H248ZM247 208H246V212H245V214H244V211H243V218H244V221H245V224H246V222H249L250 223V219H249V212H250V210L252 209H250V210H248L247 211ZM32 209H35V208H32ZM39 209V208H38ZM117 209H121V208H116V210L115 211H119V210H117ZM125 209V208H124ZM124 209H122V212H123V210ZM170 210H172L171 208H169ZM175 208H173V210H174ZM186 209H188V210H190V211H192V212H196V216L197 217H193V218H186L184 221H182L181 222V224H180V226L179 227H176L172 232H171V237H173L174 238V242H172L171 241V243H173V244H170L169 242H165V244H159L158 243V245H157V253L159 252V251H165V252H171L172 250H176V248L180 245V243L181 242H179V241H182L181 240V237H184L183 236V234L182 233H190L191 235L193 234H195V233H197V234H204L205 235V237H206V235L208 236V238L209 237H217V238H219V237H227L226 235H227V233L228 232H230V230L231 231H235L236 229H239V225L238 224H236L235 223V221H233V219H232V221H231V219L229 220L228 218H230V217H228L227 218V216L226 215H228L227 214V212H229L230 210H231V212L233 211L232 210V208H231V206H230V208L228 207L226 210H225V212L224 213H221L220 211V213L219 214H213V212H212V210H207V209H204V207L202 208V207H198V206H192V204L190 203V204H187V208ZM243 209V208H242ZM37 210V209H36ZM97 210V209H96ZM105 210V209H104ZM103 210V211H104ZM106 210H108V209H106ZM114 210V209H113ZM126 210V209H125ZM146 210V209H145ZM149 210V209H148ZM187 210V211H188ZM216 210V209H215ZM99 211V210H98ZM110 211V210H109ZM109 211H107V212H109ZM114 211V212H115ZM175 211V210H174ZM180 211V210H179ZM241 211V210H240ZM253 211V210H252ZM251 211V212H252ZM95 212V211H94ZM111 212V211H110ZM113 212V213H114ZM129 212H131L130 210H129ZM133 212V211H132ZM173 212V211H172ZM171 212V213H172ZM182 212V211H181ZM191 212V213H192ZM216 212H218V211H216ZM230 212V213H231ZM234 212H235V210H234ZM250 212V213H251ZM104 213V212H103ZM112 213V212H111ZM116 213V212H115ZM119 213V212H118ZM233 213V212H232ZM241 213V212H240ZM120 214V213H119ZM122 215H123V213H121ZM121 214H120V216H121ZM126 214H127V212H126ZM129 214V213H128ZM131 214V213H130ZM135 214V213H134ZM138 214L139 213H137V217H138ZM173 214H175V213H173ZM177 214H179V213H177ZM183 214V213H182ZM190 214V213H189ZM188 214V215H189ZM125 215V214H124ZM141 215V214H140ZM139 215V217H141ZM172 215V214H171ZM181 215V214H180ZM179 215V216H180ZM242 215V214H241ZM229 216V215H228ZM251 216H252V214H251ZM181 217H183V216H181ZM184 217H187L186 216V213L184 214ZM231 217H232V215H231ZM241 217V218H242ZM114 218V217H113ZM125 218V217H124ZM129 218V217H128ZM173 218V217H172ZM176 218V217H175ZM234 218H236V217H234ZM240 218V217H239ZM241 218L240 219H238V220H241ZM243 218H242V220L241 221H243ZM255 218V217H254ZM176 219H178V217L176 218ZM180 219V218H179ZM183 219V218H182ZM123 220V219H122ZM121 220V221H122ZM130 220V219H129ZM143 220V219H142ZM168 220H170V219H168ZM237 220V219H236ZM253 220V219H252ZM167 221V220H166ZM176 221V220H175ZM241 221H239L240 223H241ZM254 221V220H253ZM256 221V220H255ZM135 222V221H134ZM143 222H144V220H143ZM237 222V221H236ZM238 222V223H239ZM75 223H77V220L76 221H74V222H70V224H71V226H73V227H75V226H77V224H75ZM131 223H132V220H131ZM169 223V222H168ZM176 223H178V221H176ZM179 223H180V221H179ZM224 223H226L225 225H224ZM239 223V224H240ZM248 223V224H249ZM254 223V222H253ZM258 223V222H257ZM133 225V224H132ZM131 225V226H132ZM136 225H138V224H134V227H136ZM165 225V224H164ZM127 226V225H126ZM128 226H129V224H128ZM139 226V225H138ZM166 226V225H165ZM242 226H244V225H242ZM241 226V227H242ZM257 226H258V224H257ZM133 227V228H134ZM173 227H174V225H173ZM222 228L223 227V230H224V228L226 229V230H229L227 233H225V232H223V231H221V230H218L219 228ZM142 228V229H143ZM155 228H157V229H155ZM164 228V227H163ZM169 228H171V227H169ZM220 228V229H221ZM244 228H246L247 229V227H244ZM130 229H132L131 227H130ZM173 229V228H172ZM248 229H250V228H248ZM257 229V228H256ZM137 230V229H136ZM237 232H238V230H236ZM239 231H241V230H239ZM142 232V231H141ZM232 232V233H233ZM162 233H164V232H162ZM168 233V232H167ZM231 233V232H230ZM231 233V234H232ZM235 233V232H234ZM251 233V232H250ZM182 234V235H181ZM197 234H195V235H197ZM236 234V233H235ZM239 234V233H238ZM192 235V236H193ZM237 235V234H236ZM235 235V236H236ZM249 235V234H248ZM167 236H168V234L166 235V238H167ZM188 236V235H187ZM239 236V235H238ZM254 236V235H253ZM186 237V236H185ZM191 237V236H190ZM203 237V236H202ZM247 237V236H246ZM254 237H256V236H254ZM194 238V237H193ZM199 238H201V237H199ZM245 238V237H244ZM162 239V238H161ZM190 239V238H189ZM203 239V238H202ZM210 239V238H209ZM237 239V238H236ZM252 239V238H251ZM196 240H198V239H196ZM195 240V241H196ZM218 240V239H217ZM233 240H235V238L233 239ZM246 240V239H245ZM161 241V240H160ZM191 241V240H190ZM183 242V241H182ZM189 242V241H188ZM187 241H186V243H188ZM194 242V241H193ZM225 242V241H224ZM240 242H241V240H240ZM249 242V241H248ZM161 243H163V242H161ZM190 243H192V242H190ZM200 243V242H199ZM221 243V242H220ZM233 243V242H232ZM107 244V243H106ZM196 244V243H195ZM217 244V243H216ZM245 244V243H244ZM186 245H188V244H186ZM200 245V244H199ZM198 244H197V246H194V245H188V248H187V250H185V249H182V250H185L186 252H187V254H189V255H191V257L189 256L186 260H184V261H187L188 262V264H225V262H223V260H222V256H221V258H217V256H216V253L215 252H213L212 250H210L211 248H208L207 246L204 248L203 247V249L202 248H199L200 246H199ZM209 245V244H208ZM224 245V244H223ZM250 245V244H249ZM182 246H184V244L182 245ZM199 246V247H198ZM217 246V245H216ZM221 246V245H220ZM202 247V246H201ZM222 247V246H221ZM220 247V248H221ZM180 248V247H179ZM181 248H183V247H181ZM180 248V249H181ZM216 248V247H215ZM214 248V249H215ZM227 248V247H226ZM231 249V248H230ZM207 250V251H206ZM176 251H178V250H176ZM216 251V250H215ZM232 253L234 254V257L235 256H238V255H242V253L244 252L243 251V249L242 248H240V247H236V248H233L232 250ZM230 251V252H231ZM242 251V252H241ZM246 251V250H245ZM249 253H250V250H247ZM165 252H163V253H165ZM179 252H181V251H179ZM179 252H178V254H179ZM204 252H208V254H206V256H204V254L203 253ZM247 252V253H248ZM160 253V252H159ZM203 254V256L201 257V258H199V257H195V258H193V256H192V254H195V255H198V254ZM247 253H246V255H247ZM251 253H253V252H251ZM250 253V254H251ZM168 254L169 253H167V256H168ZM183 254H184V251H183ZM160 255V254H159ZM172 255H174V253L172 254ZM181 254H179V256H180ZM252 255V254H251ZM175 256H176V254H175ZM178 256V255H177ZM224 256V255H223ZM245 256V255H244ZM243 256V257H244ZM248 256V255H247ZM247 256H245V259H248V260H250V259H254L253 258V256L251 257L250 256V258H248ZM157 257V256H156ZM162 257V256H161ZM164 257V256H163ZM162 257V258H163ZM184 257H185V255H184ZM242 257V258H243ZM256 257V256H255ZM257 257H259V256H257ZM159 258V257H158ZM157 258V259H158ZM166 258V257H165ZM165 258H163V259H165ZM170 258V257H169ZM169 258H166L167 260L169 259ZM172 258V257H171ZM181 258V257H180ZM241 258V257H240ZM172 259H174V258H172ZM171 259V260H172ZM177 259H179V257L177 258ZM182 259V258H181ZM230 259V258H229ZM244 259V260H245ZM256 259V258H255ZM254 259V260H255ZM251 260V261H252ZM258 260V259H257ZM256 260V261H257ZM161 261H162V259H161ZM177 261V260H176ZM180 261V260H179ZM247 261V260H246ZM251 261H249L250 262V264L252 263ZM160 262V261H159ZM163 262H164V260H163ZM168 262H170V261H168ZM182 262V261H181ZM242 262H244V261H242ZM174 263V262H173ZM179 263V262H178ZM246 263V262H245ZM227 264H230V263H227ZM255 264V263H254Z\"/></svg>",
    "mask_w": 264,
    "mask_h": 264
},
{
    "label": "built area",
    "instance_id": "obj_3",
    "mask_svg": "<svg viewBox=\"0 0 264 264\" xmlns=\"http://www.w3.org/2000/svg\"><path fill=\"white\" fill-rule=\"evenodd\" d=\"M0 264L120 263L0 203Z\"/></svg>",
    "mask_w": 264,
    "mask_h": 264
}]
</instances>
